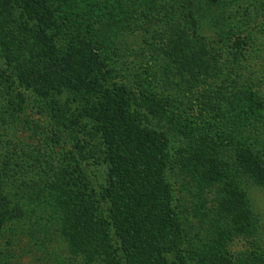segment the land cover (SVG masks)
Segmentation results:
<instances>
[{"label": "trees", "instance_id": "trees-1", "mask_svg": "<svg viewBox=\"0 0 264 264\" xmlns=\"http://www.w3.org/2000/svg\"><path fill=\"white\" fill-rule=\"evenodd\" d=\"M73 1L0 0V237L50 264H188L173 164L219 177L228 148L264 186V108L235 67L249 46L224 25L234 0H134L136 16L124 0L109 20ZM219 221L204 248L231 264L226 243L256 230L235 185Z\"/></svg>", "mask_w": 264, "mask_h": 264}, {"label": "rangeland", "instance_id": "rangeland-1", "mask_svg": "<svg viewBox=\"0 0 264 264\" xmlns=\"http://www.w3.org/2000/svg\"><path fill=\"white\" fill-rule=\"evenodd\" d=\"M64 1L71 2L69 0ZM102 1L74 0L73 3H80V11L88 10L93 16L96 14V10L100 8L101 12L98 11L97 14L107 15L105 17L109 20L119 12L124 0H110V7L104 12L99 5L104 3ZM165 1L167 0H157L155 5L153 3L150 5V8L155 9L157 5L165 8L168 4V1ZM195 1L200 2V0ZM129 2H131L130 8L126 16H136L147 9L146 6L138 4L134 0H129ZM258 3L260 5L255 8L256 11L249 9L246 11L237 8L245 7L247 3L234 0L230 14L226 15L228 21H225L226 24L224 25L232 28L235 34L246 36L245 41L249 50L244 53V56H237L235 67L239 69L241 82L245 80L248 82L264 108V0H260ZM65 10L67 9L65 8ZM154 18L156 17L151 19V24L154 23ZM161 28L164 27L161 25ZM156 30L157 26L153 25L150 33L156 32ZM144 36L148 37L149 35ZM144 36L143 38H145ZM127 41L134 43L136 39L128 38ZM23 94L27 98V112H31L32 118L37 120L38 116L35 113L38 108L33 94L30 91H23ZM261 115L263 118L260 121L263 123L260 125L263 126L264 130V109L261 111ZM195 125L198 124L195 123ZM201 127L200 125L199 128L201 129ZM171 147V157L179 159L181 157L179 145L175 144ZM222 153L226 162L223 167L227 168L223 169L227 174L216 177L214 175L217 173L211 172L210 174L208 170H204L200 175L192 176L179 164L174 163L168 175V182L173 194V205L183 219L182 227L187 232L185 247L192 252L188 264H214L204 245L205 242L217 238L222 229L231 227V223L222 224L219 219L227 200V193L234 185L237 193H242L251 209L253 219L256 221V230L244 238H234L227 242L224 246L227 255H222L224 259H229L231 264H264V186L260 185L251 174L245 173L239 167L232 150L223 148ZM39 240L44 241L43 237H40ZM49 259L39 248L34 247L32 242L25 238L14 241L8 237H0V264H50Z\"/></svg>", "mask_w": 264, "mask_h": 264}]
</instances>
